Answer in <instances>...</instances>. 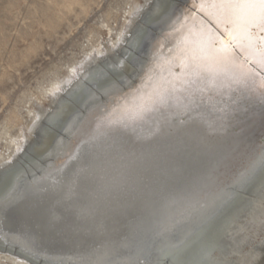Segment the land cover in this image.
Returning <instances> with one entry per match:
<instances>
[{"label": "bare ground", "instance_id": "bare-ground-1", "mask_svg": "<svg viewBox=\"0 0 264 264\" xmlns=\"http://www.w3.org/2000/svg\"><path fill=\"white\" fill-rule=\"evenodd\" d=\"M190 12L215 27L192 0L138 5L119 40L55 82L30 134L0 154V244L9 248H0V264H264V70L256 64L247 86L221 67L225 86L181 94V103L92 139L149 77L183 72L176 57L190 44ZM250 58L259 60L258 47ZM162 144L173 147L161 153ZM31 145L36 158L23 166ZM101 149L100 160L85 156ZM52 232L51 242L71 246L46 247Z\"/></svg>", "mask_w": 264, "mask_h": 264}, {"label": "rangeland", "instance_id": "rangeland-1", "mask_svg": "<svg viewBox=\"0 0 264 264\" xmlns=\"http://www.w3.org/2000/svg\"><path fill=\"white\" fill-rule=\"evenodd\" d=\"M146 4L147 0H0V154H9L16 136L30 134L31 119L49 105L53 84L95 47L119 40L130 11ZM133 53L131 57L137 56ZM132 61L125 59L129 67ZM29 158L30 162L36 157Z\"/></svg>", "mask_w": 264, "mask_h": 264}, {"label": "snow or ice", "instance_id": "snow-or-ice-1", "mask_svg": "<svg viewBox=\"0 0 264 264\" xmlns=\"http://www.w3.org/2000/svg\"><path fill=\"white\" fill-rule=\"evenodd\" d=\"M192 8L211 20L215 27L197 20V12L185 17L193 21V27L187 32L190 44L181 47L176 57L183 72L174 75L169 71L168 76L161 75L155 80L149 77L137 96L113 109L110 115L114 118L97 125V136H93V140L117 128L125 129L142 122L161 108L181 103V94H187L191 100L197 92H210L217 86H225L217 70L221 67L233 70L229 77L231 83L243 86H247L246 77L256 74L250 65L256 64L264 70V35H258L264 33V0H201L200 3L192 0ZM257 47L259 60L250 58ZM260 88L264 89V79ZM172 147L162 144L157 150L164 153ZM102 151H86L85 156L97 161Z\"/></svg>", "mask_w": 264, "mask_h": 264}, {"label": "water", "instance_id": "water-1", "mask_svg": "<svg viewBox=\"0 0 264 264\" xmlns=\"http://www.w3.org/2000/svg\"><path fill=\"white\" fill-rule=\"evenodd\" d=\"M131 49H134V47H131ZM137 52V50L136 51H134V54ZM138 57H140V58H142L143 57V54L142 55H138ZM129 59H131V56L129 57ZM134 64H136V62L135 63H133V64H131L132 66H135ZM101 74H103V73H101ZM135 79H133L132 81H131V83L134 81ZM94 84H91V86H93ZM125 88V87H124ZM78 104V103H77ZM60 118H58L56 121H54V122H52V128L51 129H53L54 128V126L55 125H57V122H58V120H59ZM44 123V122H43ZM44 127V126H43ZM56 130L58 131V129L56 128ZM59 134H60V131H59ZM65 136V135H64ZM66 139H67V137H66ZM70 139V138H69ZM41 141L42 140H40V138H38L37 139V141H36V145H39V143H41ZM34 147V145H31L30 147H28L27 149H26V152H25V154H24V156H23V158H22V161H20V162H23V161H25L26 160V162H29V159H31V158H29V157H34V155H33V152H32V148ZM56 148H58L57 146H55L54 144L52 145V151L53 152H55L57 149ZM31 155V156H30ZM24 165V164H23ZM5 211H7V210H5ZM38 219H40V218H38ZM42 220V219H41ZM42 222L44 223L45 222V220H44V218H43V220H42ZM7 223L8 224H14L15 223V221H13L12 219L11 220H7ZM12 224V226H14ZM45 225V224H44ZM61 230V229H60ZM60 233H62L61 231H60ZM54 234H55V232H52V233H49V234H47V235H45V237H43V238H46V239H43L45 242H46V247H48L49 249H53V250H55V249H63V248H69L70 246H71V244L70 243H65V244H60V243H57V242H54V241H50L51 240V238L50 237H55L54 236ZM62 235V234H61ZM57 237H59L60 235H59V233H57V235H56ZM0 248H2V249H9L8 248V246H3V245H1L0 244ZM13 252H15V253H17L18 251L17 250H14ZM34 262H36V261H34ZM140 262H142V260H140ZM36 264H41V263H39V262H36Z\"/></svg>", "mask_w": 264, "mask_h": 264}]
</instances>
